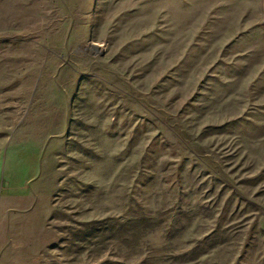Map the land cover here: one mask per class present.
I'll return each mask as SVG.
<instances>
[{
	"label": "rangeland",
	"instance_id": "obj_1",
	"mask_svg": "<svg viewBox=\"0 0 264 264\" xmlns=\"http://www.w3.org/2000/svg\"><path fill=\"white\" fill-rule=\"evenodd\" d=\"M0 264H264V0H0Z\"/></svg>",
	"mask_w": 264,
	"mask_h": 264
},
{
	"label": "bare ground",
	"instance_id": "obj_2",
	"mask_svg": "<svg viewBox=\"0 0 264 264\" xmlns=\"http://www.w3.org/2000/svg\"><path fill=\"white\" fill-rule=\"evenodd\" d=\"M97 47H99L98 45H95V49H97Z\"/></svg>",
	"mask_w": 264,
	"mask_h": 264
}]
</instances>
